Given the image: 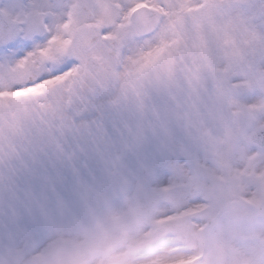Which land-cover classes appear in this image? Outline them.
I'll list each match as a JSON object with an SVG mask.
<instances>
[{"label": "snow or ice", "instance_id": "6c2138e0", "mask_svg": "<svg viewBox=\"0 0 264 264\" xmlns=\"http://www.w3.org/2000/svg\"><path fill=\"white\" fill-rule=\"evenodd\" d=\"M0 264H264V0H0Z\"/></svg>", "mask_w": 264, "mask_h": 264}]
</instances>
